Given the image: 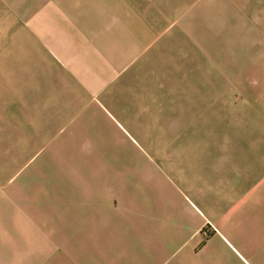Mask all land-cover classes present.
Segmentation results:
<instances>
[{
  "label": "crops",
  "instance_id": "0c3cea01",
  "mask_svg": "<svg viewBox=\"0 0 264 264\" xmlns=\"http://www.w3.org/2000/svg\"><path fill=\"white\" fill-rule=\"evenodd\" d=\"M45 151L85 180L0 183V264H264V0H0V161Z\"/></svg>",
  "mask_w": 264,
  "mask_h": 264
},
{
  "label": "rangeland",
  "instance_id": "374dc122",
  "mask_svg": "<svg viewBox=\"0 0 264 264\" xmlns=\"http://www.w3.org/2000/svg\"><path fill=\"white\" fill-rule=\"evenodd\" d=\"M4 85L8 83V86L10 84L14 85V80H7L3 82ZM211 131L207 129V127H190L183 129V136L185 138L189 137H199L204 138L209 135ZM213 132V131H212ZM143 146V145H142ZM145 146V145H144ZM184 147L188 146L187 143L183 145ZM10 147V145H9ZM14 147V145H13ZM190 148V147H188ZM187 148V149H188ZM151 154L152 152L148 149ZM12 155V154H9ZM27 155V154H25ZM28 156V155H27ZM31 156V154L29 155ZM36 157L34 160H30L29 158H18L17 160L14 159H8L7 161H0V183H8L9 184V197L11 198H19V194H23V199L25 201L31 200V199H39L40 201L53 199L56 198L57 195H62L63 191H57L55 192V189H64L65 183H72V184H79L84 182V175H81L80 173L76 174H60L56 175L54 172L57 170V168H60L61 161L55 160H45L46 157H48L47 151L42 154H39L34 156ZM148 157H145L146 160H141V162L151 163L153 168H156V165L160 163L157 159H147ZM73 163V167L76 165L77 167L73 170L74 172L80 171V166L83 161L75 160L71 161ZM86 162V168L88 169H94L96 167V161L95 160H87ZM40 163L41 168H45L41 170L40 175L37 177L36 175H32L33 171L32 169L35 166H38ZM92 163H94L92 165ZM7 168V174L4 175V168ZM48 169V170H47ZM43 171V172H42ZM67 172V171H66ZM19 185H24L23 192L19 191ZM32 186L39 187V191L32 192L30 191ZM29 188L30 190L26 191ZM33 189V188H32ZM37 188H34V190ZM18 190V191H16ZM57 194V195H56ZM56 195V196H55Z\"/></svg>",
  "mask_w": 264,
  "mask_h": 264
}]
</instances>
